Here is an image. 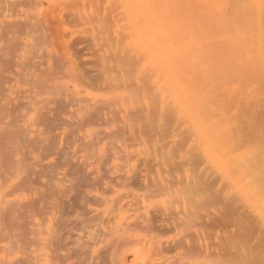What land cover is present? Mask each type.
Returning a JSON list of instances; mask_svg holds the SVG:
<instances>
[{
    "label": "bare ground",
    "instance_id": "1",
    "mask_svg": "<svg viewBox=\"0 0 264 264\" xmlns=\"http://www.w3.org/2000/svg\"><path fill=\"white\" fill-rule=\"evenodd\" d=\"M0 264H264V0H0Z\"/></svg>",
    "mask_w": 264,
    "mask_h": 264
},
{
    "label": "rangeland",
    "instance_id": "2",
    "mask_svg": "<svg viewBox=\"0 0 264 264\" xmlns=\"http://www.w3.org/2000/svg\"><path fill=\"white\" fill-rule=\"evenodd\" d=\"M74 134H75V133H74ZM74 134H73V135H74ZM82 165H83V164H81V167L79 166L80 168H79V167H78V168H79V169H81V168L83 169V166H82ZM82 169H81V170H82ZM81 170H80V171H81ZM80 171H79V173H80V175H81L80 178H83L82 175H85V176H84V178H83L84 180H83V179H80V181H81L84 185H82V183H81V185H79V186L82 187V188H80V187H79V188H80L81 190H82V189L85 190L86 195H83V193H84L83 190L81 191V193H80V190H78V191H79L78 193L81 194V196L78 195V193H77V191H76V189H75L76 192H74V193L72 194V196H74V200H75V201H76V200L81 201L82 199H80V197L83 198V197L85 196L84 199L81 201L82 203L78 201L79 204H82V205H83L84 203L87 204L86 199H88L87 196L89 195V193H88L87 191L92 190V188L90 189V186H91V185L93 186V184L96 182V184L94 185V188H93V189H94L95 192H96L97 190L100 191V190H102V187H101V186H103V188H104V183H103L104 181L101 182V181H99V180L96 178V181H94V182L92 181V182H90L91 184H89L88 182H89L90 180H88V182H87V180L85 181V177L88 179L86 173L82 170V173H83V174H81ZM72 180H73V179H72ZM91 180H94V179L92 178ZM74 181H75V182H78L77 179L74 180ZM83 181H85V182H83ZM98 182H101L103 185H102V184L97 185ZM78 183H79V182H78ZM86 183H87L88 185H90V186H88V185L85 186ZM92 183H93V184H92ZM98 184H99V183H98ZM84 186H85V187H84ZM87 186H88V187H87ZM92 186H91V187H92ZM95 186H96V188H95ZM100 187H101V189H100ZM79 188H78V189H79ZM82 192H83V193H82ZM76 193H77V194H76ZM87 194H88V195H87ZM86 197H87V198H86ZM76 202H77V201H76ZM78 203H77V206H78ZM82 205H81V207H82ZM79 206H80V205H79ZM79 206H78V207H79ZM84 206H85V205H84ZM84 206H83V208H84ZM25 211H26V210H25ZM22 212H24V210H23ZM23 214H24V213H23ZM70 215H71V214H70ZM20 216H22V215H20ZM23 216H24V215H23ZM23 216H22V217H23ZM68 218L71 219V220H72V219H75V214L71 215V216L68 217ZM68 218H67V219H68ZM10 219H11V218H9L8 220H10ZM14 219L17 220V221L19 220V218H14ZM11 221H13V220L11 219ZM11 221H9V222H11ZM75 221H76V220H75ZM72 222H73V220H72ZM76 226H77V225H75V227H76ZM78 226H79V225H78ZM78 226H77L75 229H73V228H74V225L72 226L73 228H72L71 226L69 227V229L72 228V230H70V235H72V233H71L72 231H74L73 233L76 235L75 237H77V236L79 235V229H80V227H78ZM66 231H67V230H66ZM65 234H66V232H65ZM65 234H63V236H64ZM68 235H69V234H68ZM59 239H61V242H65L64 244H68L67 241L70 240V239H69V236H67V234L64 236V239H63V237H59ZM62 240H64V241H62ZM61 242H59V245H63V243L60 244ZM70 242H71V241H70ZM71 262H72V261H71ZM69 263H70V262H69Z\"/></svg>",
    "mask_w": 264,
    "mask_h": 264
}]
</instances>
